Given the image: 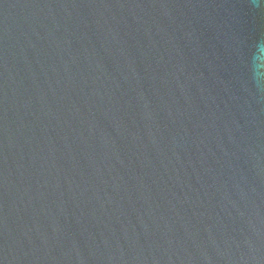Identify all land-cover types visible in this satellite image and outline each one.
<instances>
[{
  "label": "water",
  "instance_id": "95a60500",
  "mask_svg": "<svg viewBox=\"0 0 264 264\" xmlns=\"http://www.w3.org/2000/svg\"><path fill=\"white\" fill-rule=\"evenodd\" d=\"M0 264H264V0H0Z\"/></svg>",
  "mask_w": 264,
  "mask_h": 264
}]
</instances>
